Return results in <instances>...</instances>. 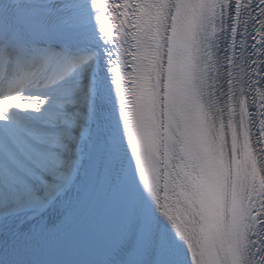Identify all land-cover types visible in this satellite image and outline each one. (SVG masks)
I'll return each mask as SVG.
<instances>
[{
	"label": "snow or ice",
	"instance_id": "6c2138e0",
	"mask_svg": "<svg viewBox=\"0 0 264 264\" xmlns=\"http://www.w3.org/2000/svg\"><path fill=\"white\" fill-rule=\"evenodd\" d=\"M0 264H264V0H0Z\"/></svg>",
	"mask_w": 264,
	"mask_h": 264
},
{
	"label": "bare ground",
	"instance_id": "6f19581e",
	"mask_svg": "<svg viewBox=\"0 0 264 264\" xmlns=\"http://www.w3.org/2000/svg\"><path fill=\"white\" fill-rule=\"evenodd\" d=\"M15 101H13L12 103H14Z\"/></svg>",
	"mask_w": 264,
	"mask_h": 264
}]
</instances>
